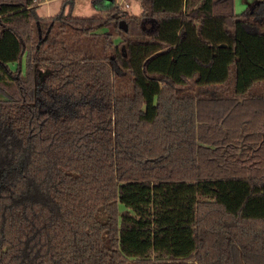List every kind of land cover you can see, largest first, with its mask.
<instances>
[{
  "label": "trees",
  "instance_id": "16d2710c",
  "mask_svg": "<svg viewBox=\"0 0 264 264\" xmlns=\"http://www.w3.org/2000/svg\"><path fill=\"white\" fill-rule=\"evenodd\" d=\"M75 1L0 0V264H264V2Z\"/></svg>",
  "mask_w": 264,
  "mask_h": 264
},
{
  "label": "rangeland",
  "instance_id": "374dc122",
  "mask_svg": "<svg viewBox=\"0 0 264 264\" xmlns=\"http://www.w3.org/2000/svg\"><path fill=\"white\" fill-rule=\"evenodd\" d=\"M195 4L201 2V0H194ZM63 0H49L41 5L37 10L38 15L44 19H50V17H55L59 14ZM99 7L94 6L93 0H76L74 8L72 10V15L75 17H99L105 16L101 9L107 8L112 5H119V7L125 11L130 16L142 15V5L140 0H99ZM237 14L242 13L241 10H236ZM10 68L13 71L17 70V64H11ZM21 69L23 74H26V61L25 59L21 63ZM3 98L0 93V99Z\"/></svg>",
  "mask_w": 264,
  "mask_h": 264
},
{
  "label": "crops",
  "instance_id": "0c3cea01",
  "mask_svg": "<svg viewBox=\"0 0 264 264\" xmlns=\"http://www.w3.org/2000/svg\"><path fill=\"white\" fill-rule=\"evenodd\" d=\"M256 1L257 0H235V11H245V9L251 7ZM261 1L264 2V0Z\"/></svg>",
  "mask_w": 264,
  "mask_h": 264
},
{
  "label": "built area",
  "instance_id": "2783aa9c",
  "mask_svg": "<svg viewBox=\"0 0 264 264\" xmlns=\"http://www.w3.org/2000/svg\"><path fill=\"white\" fill-rule=\"evenodd\" d=\"M49 0H33L34 5H41L45 2H48Z\"/></svg>",
  "mask_w": 264,
  "mask_h": 264
},
{
  "label": "water",
  "instance_id": "95a60500",
  "mask_svg": "<svg viewBox=\"0 0 264 264\" xmlns=\"http://www.w3.org/2000/svg\"><path fill=\"white\" fill-rule=\"evenodd\" d=\"M120 28L124 31H127V25L125 21H121L120 22Z\"/></svg>",
  "mask_w": 264,
  "mask_h": 264
}]
</instances>
